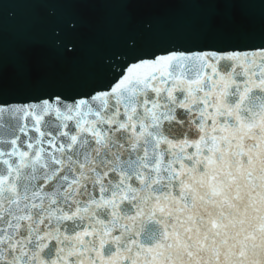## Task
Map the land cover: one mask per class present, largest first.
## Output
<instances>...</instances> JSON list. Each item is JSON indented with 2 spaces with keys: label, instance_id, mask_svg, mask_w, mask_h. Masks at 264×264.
Listing matches in <instances>:
<instances>
[{
  "label": "snow or ice",
  "instance_id": "snow-or-ice-1",
  "mask_svg": "<svg viewBox=\"0 0 264 264\" xmlns=\"http://www.w3.org/2000/svg\"><path fill=\"white\" fill-rule=\"evenodd\" d=\"M204 2L258 12V31L186 47L150 17L144 39L22 96L31 70L0 57V264H264V0ZM80 28L55 33L66 59Z\"/></svg>",
  "mask_w": 264,
  "mask_h": 264
},
{
  "label": "water",
  "instance_id": "water-1",
  "mask_svg": "<svg viewBox=\"0 0 264 264\" xmlns=\"http://www.w3.org/2000/svg\"><path fill=\"white\" fill-rule=\"evenodd\" d=\"M15 17L7 10L0 15V57L11 69L15 63L27 66L30 78L13 89V96L38 93L46 87V73L53 78L71 79L101 63L108 55L126 49L130 38L144 39L141 27L145 19L164 17L177 45H210L227 48L246 42V36L258 31V17L253 10L217 9L204 0L146 5L123 0H76L58 3L49 15L48 3L16 4ZM73 17L81 28L74 35L80 46L77 58L66 59L57 46L58 30L66 29ZM231 18V20L229 19Z\"/></svg>",
  "mask_w": 264,
  "mask_h": 264
}]
</instances>
